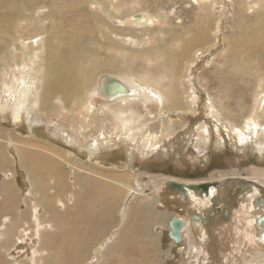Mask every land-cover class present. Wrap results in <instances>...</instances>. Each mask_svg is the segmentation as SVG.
Listing matches in <instances>:
<instances>
[{"label": "rangeland", "instance_id": "1", "mask_svg": "<svg viewBox=\"0 0 264 264\" xmlns=\"http://www.w3.org/2000/svg\"><path fill=\"white\" fill-rule=\"evenodd\" d=\"M263 3L0 0V264H56L44 243L59 240L62 214L85 197L83 177L98 187L140 188L127 212L134 221L130 215L125 231V221L112 230L86 264H99L118 237L140 235L146 220L135 212L142 209L160 217L148 228L160 264H264L255 224L264 217V202L257 203L264 198ZM66 42L81 46L80 69L97 71L98 87L79 99L58 90L45 107L46 60ZM104 77L129 92L102 98ZM173 84L192 112L173 110L161 95ZM20 145L52 148L62 160L59 192L47 178L52 212ZM174 179L219 183L215 199L184 200L167 185ZM9 184L13 192L3 191ZM174 217L186 225L180 243L170 237Z\"/></svg>", "mask_w": 264, "mask_h": 264}, {"label": "bare ground", "instance_id": "2", "mask_svg": "<svg viewBox=\"0 0 264 264\" xmlns=\"http://www.w3.org/2000/svg\"><path fill=\"white\" fill-rule=\"evenodd\" d=\"M258 30V38H260L261 40L264 39V22L261 23L260 28ZM215 41L214 44H216ZM56 50V52L54 49L50 50L52 53H54V55L51 57L48 56L49 58L46 60L47 66L45 68V71L47 72L48 79L45 80V88L42 96V105L45 107L49 105L50 99L53 97L56 91L58 92V90H62L64 92L70 91L72 93V96L75 97V99H79L81 97V94L83 95L84 93H86L87 89H94L95 86L98 87V84H94V80L96 78V75L98 74L97 71H83L80 69L81 60L79 61V57H77V55L78 53H81V46H77L76 43L70 44V42H66L64 44V47L56 48ZM179 71L180 67H178L176 70H173L172 74H175ZM118 76L123 81L125 80L126 84L130 88H136L135 86L133 87V83L126 77H123L120 73L118 74ZM111 79L112 78L110 77H104L102 79L101 93L99 95L104 99L114 98V100H120L121 98H124V96L129 92V89L127 87V91L124 94L115 93L113 95L105 96L104 87L108 91V88L111 84ZM150 87L155 86L150 85ZM141 92L144 98L149 97L148 94H146L144 91ZM181 92L182 90L180 89V87L177 84H173V86L169 90L161 91V95H163V97L167 99V102L169 101L170 107H172L173 110L177 112L180 111L179 113H182L183 111L179 109H181L180 107L183 108L184 106L187 109V113L192 112L191 107L187 106V104L183 102L184 98L182 96L183 93ZM255 101V108H257L259 105V100L256 99ZM17 151L19 152L24 164L30 171V174L34 178H36L39 188L38 192L41 194V198L46 201V204H44L45 207L48 210H51V201L49 200L48 195L50 191L47 178L51 177L50 182L56 183V185L54 186L56 187V189H58L59 192L60 189L63 187L62 182L64 181L63 179L65 177L64 173L62 172V160H59L54 150L49 147L43 149V151H33L30 150V147L20 145ZM257 175L260 176V172H258ZM82 179H84L83 185L85 188V197H78L77 203L75 205V211L73 212L72 210L73 216H71L72 212L70 213L69 209V211L67 210L66 212H64V214H62V220H60L62 224V232L61 236L59 234V240L57 242H54V240L49 237L48 240L44 243L46 249L54 248V251L56 253L54 262H56V264H86V261L88 260L87 258L90 257L92 251H94V249H96L99 245L101 246L102 241H104V239L109 236L112 230L120 226L123 221H125L124 223H126L123 226V231H125L126 227L129 224V217L131 215L129 214L127 216V212L130 211L132 205H138V203H135L134 199L136 195H139L140 192V188L137 185H127L128 189H122L119 186L112 187L111 185L107 184L98 187L95 183V185L93 184V182H96V180H91L90 178L86 179L85 177H83ZM171 181L184 183L187 185L194 183L177 179ZM96 183H99V181ZM217 186H219V183ZM217 186L211 187L208 193L203 195L201 194L202 196L200 197L209 198V202H212V200L215 199V192L217 191ZM3 191L13 192V188L9 184L3 187ZM188 195L189 200L191 199V197L199 196L195 195L193 192H189ZM260 202H264V200L258 198L257 203L259 204ZM204 204L208 205L207 202ZM148 210H150V208ZM46 212L48 213V211ZM52 214H49V219L54 220L55 215L58 213H54L53 215ZM44 216L47 217L46 214H44ZM125 217H128V219H126ZM135 217L138 218L140 222L145 219L146 224L144 226L146 228H141L142 232L140 233V235L137 232L134 234L130 233L131 235L128 236L129 238L126 237V239L118 237L109 246V248L105 250V252H102V261L99 264L161 263L158 261L156 256V254H158L156 240L152 239L151 233L148 234V228L150 226L152 227L153 222H157L160 217L156 216V214L152 211L147 212L143 211V209L139 210L138 212H135ZM261 217L257 218V220ZM179 220L183 222L182 229L179 232L180 242H182L184 241V228H186V225H184L185 222L182 219ZM257 220H255V224L257 223ZM131 221H134V213H132L131 215ZM259 229V236L257 237L258 240H260V243L264 245V219L262 220V223L259 224L258 230ZM132 231H134V228L132 229ZM68 245H72V247L68 248Z\"/></svg>", "mask_w": 264, "mask_h": 264}, {"label": "water", "instance_id": "3", "mask_svg": "<svg viewBox=\"0 0 264 264\" xmlns=\"http://www.w3.org/2000/svg\"><path fill=\"white\" fill-rule=\"evenodd\" d=\"M110 81H111L110 82L111 84H110V86L108 88V91L104 87V90H105V93L104 94H105V96L113 95L115 93H117V94H119V93H122V94L126 93L127 89H126V86L124 84H121L116 79H111ZM99 94H100V91H99ZM167 185L171 188V190L173 192L180 193L181 195H183L184 199H189V195H188L189 192H193L195 195L202 196L203 194L208 193V191H209V189L211 187H216L218 185V183H210V182L209 183H206V182L204 183V182H202L199 185H196V184L187 185V184H184V183H179V182H173V181H171V182H167ZM196 193H198V194H196ZM263 219H264V217L257 220L258 225L262 223V220ZM182 226H183V222L180 221L178 219V217H174L172 219V221L170 222V227H171L170 237L176 243H180L179 232L182 229Z\"/></svg>", "mask_w": 264, "mask_h": 264}, {"label": "flooded vegetation", "instance_id": "4", "mask_svg": "<svg viewBox=\"0 0 264 264\" xmlns=\"http://www.w3.org/2000/svg\"><path fill=\"white\" fill-rule=\"evenodd\" d=\"M251 186H252V184H251ZM261 186L259 185V188H260ZM263 191H264V189L263 188H261ZM182 197H183V195H181ZM183 199H184V197H183ZM263 200H264V198H262ZM184 200H187V199H184ZM187 201H189V199L187 200ZM204 217H201V218H199V219H203Z\"/></svg>", "mask_w": 264, "mask_h": 264}]
</instances>
